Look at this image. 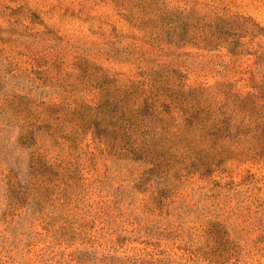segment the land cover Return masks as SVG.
Returning <instances> with one entry per match:
<instances>
[{"label":"rangeland","instance_id":"374dc122","mask_svg":"<svg viewBox=\"0 0 264 264\" xmlns=\"http://www.w3.org/2000/svg\"><path fill=\"white\" fill-rule=\"evenodd\" d=\"M0 264H264V0H0Z\"/></svg>","mask_w":264,"mask_h":264}]
</instances>
